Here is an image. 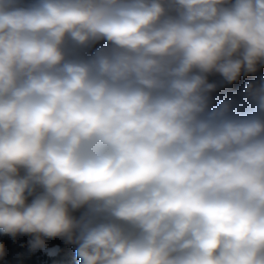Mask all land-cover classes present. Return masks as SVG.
<instances>
[{
    "label": "clouds",
    "instance_id": "obj_1",
    "mask_svg": "<svg viewBox=\"0 0 264 264\" xmlns=\"http://www.w3.org/2000/svg\"><path fill=\"white\" fill-rule=\"evenodd\" d=\"M261 68L264 0H0V234L264 264Z\"/></svg>",
    "mask_w": 264,
    "mask_h": 264
},
{
    "label": "trees",
    "instance_id": "obj_2",
    "mask_svg": "<svg viewBox=\"0 0 264 264\" xmlns=\"http://www.w3.org/2000/svg\"><path fill=\"white\" fill-rule=\"evenodd\" d=\"M259 75H264V68H261L256 76L241 77L238 83L222 87L218 94H236L247 80L256 79ZM30 239L31 237L26 235L13 238L0 234V243L5 246V256L0 258V264H78L74 247L66 245L62 240H49L48 245H59L60 251L54 255H46L41 251L30 252L28 248Z\"/></svg>",
    "mask_w": 264,
    "mask_h": 264
}]
</instances>
